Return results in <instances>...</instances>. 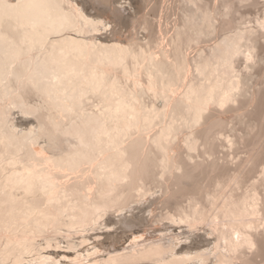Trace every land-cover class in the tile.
<instances>
[{"label":"bare ground","instance_id":"6f19581e","mask_svg":"<svg viewBox=\"0 0 264 264\" xmlns=\"http://www.w3.org/2000/svg\"><path fill=\"white\" fill-rule=\"evenodd\" d=\"M229 1L182 0L153 51L114 37L148 27L144 2L0 0V264H264V165L244 186L264 158L259 131L233 168L213 156L236 114L249 129L224 146L264 124V89L235 71L237 57L263 64L264 14L192 64L183 51L227 21ZM233 102L253 107L227 122ZM184 224L204 239L180 244Z\"/></svg>","mask_w":264,"mask_h":264},{"label":"rangeland","instance_id":"374dc122","mask_svg":"<svg viewBox=\"0 0 264 264\" xmlns=\"http://www.w3.org/2000/svg\"><path fill=\"white\" fill-rule=\"evenodd\" d=\"M118 1H121V0H118ZM122 1H125V0H122ZM132 1V3L131 4H127V2H125V3H123V4H125L126 5V11L127 12H130V5H133V6H131V9L133 10V11H135V9H137V7H138V5H136L137 7L136 8H134L135 7V5H134V2H136L135 4H137V3H142V2H144L145 4H143L142 3V6L144 7H140V11H141V9H142V13L144 14V13H146L145 15L147 16L146 18H148V27L147 28H144V27H136V26H138V25H136V24H134V23H132V22H129V24H127V25H124V26H122V27H120V31L118 32V33H120V34H118V33H116V35L114 36L113 34L114 33H112L111 32V29H110V31L107 29V31H106V29H105V33H103L102 31H104V30H101V32H99V33H102L103 35H106L107 33L109 34V36H110V33L114 36V37H116V36H120V35H125L126 34V36H120V37H123V38H125L126 37V39L127 38H131L133 35V38L135 39H138L139 41H140V43L142 42V43H144V44H141L145 49H146V47L149 45V47H150V44H148L147 43V39L148 40H150V39H152V38H154V37H156V36H159L160 38H162V40L163 39H165L164 41H166L167 40V37L169 36V35H171V33L173 32V27H174V25L175 24H177L178 22H179V7L182 5V0H145V1H147V2H145L144 0L143 1H140V0H138V2H137V0L135 1V0H131ZM204 2H207L211 7H218V8H220V6L222 5V3H221V0H203ZM232 2H230V4L232 5V3H234V8H232L233 9V12H230L231 14L230 15H228L227 17H229L228 19L226 18V20L227 21H225V20H223L224 18H222L221 16H219V15H217L216 17H214V19H213V21L217 24H215L214 23V25L216 26V27H214V29H215V31H214V33H212V35L211 36H209V37H207V38H205V39H203V40H201V41H194V42H191L189 45H186L185 47H184V52H185V55H186V57H187V59L189 60V63L190 64H192L193 63V60H194V58L196 57V55H197V53H199V52H202V51H205V50H207L213 43H214V41L218 38V37H220L221 35H223L224 33H226V31L227 32H229V33H231V32H233V31H235V29H236V26H238L237 28L239 29V28H243V29H248V27H249V29H251V28H253V25L255 26V24H256V19H258L259 17L261 18V16L263 17V14H264V0H231ZM217 4H218V6H217ZM127 7H128V9H127ZM221 7H223V6H221ZM233 7V6H232ZM144 9V10H143ZM144 11V12H143ZM132 12V11H131ZM230 16H232L231 18H230ZM225 21V22H223V21ZM134 27V29H133V27ZM108 28V27H107ZM135 28H137V29H135ZM264 31V30H263ZM261 32V33H264V32ZM110 32V33H109ZM128 32H129V34H128ZM136 33V34H135ZM166 35H165V34ZM108 34L106 35V36H108ZM128 34V35H127ZM135 35H137V36H135ZM147 36V38L145 37V36ZM161 35V36H160ZM260 35V34H259ZM108 36V37H109ZM113 36H111V38H113ZM131 36V37H130ZM149 37H150V39H149ZM259 37H261V39H262V37H264V36H259ZM140 38V39H139ZM135 39V40H136ZM138 41V42H139ZM146 41V42H145ZM261 41H263V40H261ZM147 45H146V44ZM152 46H154L153 44H151ZM149 47H148V50H149ZM153 51H154V49H156L155 47L154 48H152V47H150ZM264 49V47L262 48V50H261V54L262 55H264V53H263V50ZM152 50H149V51H152ZM156 51V50H155ZM241 58V57H240ZM244 60V59H243ZM236 64H235V71L237 70V69H240L239 71H240V73L239 72H237V73H239V75L240 76H243L244 75V73H241V72H245V70H247L246 71V73H247V75H245L244 77H246V82H248L247 81V78L248 77H250V76H252V77H250V79L251 78H253L254 76V78L253 79H248V80H250L248 83H246V86H247V84H248V89H250V90H255V88H257L258 89V87L257 86H260L261 88H259V89H261L262 91H263V89H264V62H262L263 64V66L262 65H252L253 67H255V69H252V70H250L251 68H253L252 66L249 68V69H245L243 66H245V62L243 61L242 62V60L240 59L239 60V58L237 57V61L235 62ZM245 63V64H244ZM252 64H255L254 62L252 63ZM259 64V63H258ZM261 64V63H260ZM192 65H190V67H191ZM257 68V69H256ZM260 71H259V70ZM192 70V67L190 68V71ZM243 70V71H242ZM193 71V70H192ZM194 72H195V70H194ZM194 72H190V73H194ZM257 72V73H256ZM262 72V73H261ZM196 73V72H195ZM245 73V74H246ZM252 74V75H250V74ZM256 73V74H255ZM262 75H261V74ZM243 74V75H242ZM249 75V76H248ZM262 77V78H261ZM250 83V84H249ZM262 84V85H261ZM250 85H251V87H250ZM247 88V87H246ZM254 88V89H253ZM256 89V90H257ZM154 98V97H153ZM153 98H151V97H149V99L148 98H146V100H150V99H152L153 100ZM239 99H242V98H239ZM155 101V102H154ZM153 102L154 103H157V104H160V102L157 100V102H156V100L154 99L153 100ZM239 103V102H238ZM241 103H243L244 104V102L242 101ZM241 103H240V105H241ZM156 104V105H157ZM233 104H236V105H238V106H236L235 105V111H234V109H232L231 110V112H229L228 111V113H224L226 116H227V122H230V119H231V117H232V114L233 115H235L236 114V112L238 113L239 111H243V107L245 108L244 109V111H247L248 109H250L251 110V108L253 107V104H250V106H248V104L246 105L247 106V108H246V106L244 105L243 106V104H242V106H239V104H237V103H235V102H233ZM252 105V106H251ZM157 106H159V105H157ZM232 107H233V105H232ZM237 107L238 108H240V109H238L237 110ZM249 107H251V108H249ZM234 108V107H233ZM211 112L212 113H219L217 110H215V109H212L211 110ZM230 114V115H229ZM237 115V116H236ZM232 119H231V125H230V123H227V125H226V127H225V125L223 126V130H222V128H221V126L220 127H217V126H215V134L217 133V131H216V129L218 130V128L220 129L221 128V130H218V132L220 131V133H217L216 134V141H215V146H214V157H216L218 160H219V162H224V161H228V165L231 167V168H233L234 166H235V164H236V162L237 161H239V160H241L242 158H244V157H246L247 156V154H248V150H249V148H250V143H251V141L254 139V138H256V134H257V131H259L258 132V134L257 135H259V136H257V137H259V140H260V143L262 144H264V124H262V130H261V133H260V130H259V128L261 127L260 125V123H259V125H258V127H257V129H256V127H254V128H252V129H250V134L249 135H247V136H244L243 138H239L240 140L238 141V143H236L235 145H232V146H229V144H228V146H224V145H222L223 144V139H225V136L227 135V136H229V137H234L233 135H236V136H238V135H242V133L244 134L249 128L246 126L247 124H243V123H245V119L247 120L248 119V117L246 116V118L244 117L243 118V121L240 119L241 117L239 116V118H238V114H236ZM16 116H18V115H16ZM229 116H230V118H229ZM237 117V118H236ZM235 118H236V120H238V121H236L235 122ZM229 119V120H228ZM264 119V118H263ZM240 120V121H239ZM235 122L234 124H233V122ZM238 122V123H237ZM241 122H243V123H241ZM261 122H263V121H261ZM264 123V122H263ZM225 124H226V122H225ZM237 124V127H235L234 128V126ZM240 124V125H239ZM242 126V127H241ZM247 128H246V127ZM217 127V128H216ZM244 127V128H243ZM232 128H233V130H232ZM238 128V130H235V129H237ZM243 129V130H241V129ZM213 129V130H214ZM256 130V134L254 133V132H252V130ZM183 130H186V129H183ZM235 130V131H234ZM246 130V131H245ZM253 130V131H254ZM152 132V131H151ZM235 133V134H234ZM240 133V134H239ZM181 134V133H180ZM178 135V137L180 138V136L181 135ZM253 135H254V137H253ZM262 137H261V136ZM178 137H176V139H174V143H176V142H178V143H180V140H178ZM261 137V138H260ZM252 139V140H251ZM263 141V142H262ZM200 149V148H199ZM201 150V149H200ZM196 152V151H195ZM262 161H263V163H264V158H262V159H260L259 161H257V166H254L253 168H254V170H249L248 169V167L244 170V171H248L247 173H246V178H245V183L246 182H251L254 178H257L258 177V175H259V169L261 168L260 166L262 165H264L263 163H262ZM259 163V164H258ZM261 163V164H260ZM259 166V167H258ZM259 168V169H258ZM250 173V174H249ZM255 173V174H254ZM254 175V176H253ZM248 176H249V178L250 179H248ZM257 176V177H256ZM204 179V180H203ZM206 179H205V177H203L202 178V182L204 183V184H206V183H208V181H206V182H204ZM208 180V179H207ZM249 183H246L244 186H246V185H248ZM181 199V198H180ZM187 199L185 198V203H183V198H182V200H180V201H182V202H180V203H183L182 205H184V204H186L187 203V201H186ZM137 212H138V209L136 210ZM135 211V212H136ZM136 212V213H137ZM139 214H137V216H138V218H136V221H138L139 223H138V225L139 224H141V221L143 220L142 219V217H139L140 216V212H138ZM146 214V213H145ZM138 219V220H137ZM164 221V220H163ZM143 222L145 223L146 222V220H143ZM165 222V221H164ZM156 226V225H155ZM184 226H185V231L183 230V231H181V228H178V230L177 231H180L181 232V234H180V236H181V238H179L180 240V244H185V245H187L188 244V246H193V245H195V244H198V242L200 241V240H203L204 238V236H202V234L204 235L205 234V232H202V231H204L203 229H205L204 227H201V226H199V229H202L201 231L198 229V231H199V233H194L193 232V234L189 231V228H188V226L186 225V224H184ZM188 228V229H187ZM116 231H120V233H121V230H119V229H117ZM196 231H197V229H196ZM195 231V232H196ZM120 233H119V235H120ZM187 233H189V235L187 234ZM121 234H124V232H122ZM196 234V235H195ZM188 237H186V236ZM190 237V238H189ZM199 238V239H198ZM201 238V239H200ZM184 240V241H183ZM187 240V241H186ZM191 240V241H190Z\"/></svg>","mask_w":264,"mask_h":264}]
</instances>
